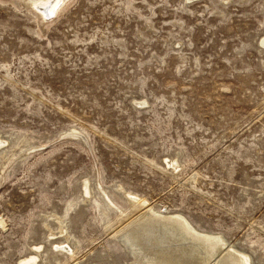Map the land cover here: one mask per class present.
I'll return each instance as SVG.
<instances>
[{
    "label": "rangeland",
    "instance_id": "rangeland-1",
    "mask_svg": "<svg viewBox=\"0 0 264 264\" xmlns=\"http://www.w3.org/2000/svg\"><path fill=\"white\" fill-rule=\"evenodd\" d=\"M49 2L0 0V264H192L146 212L264 264V0Z\"/></svg>",
    "mask_w": 264,
    "mask_h": 264
},
{
    "label": "bare ground",
    "instance_id": "bare-ground-1",
    "mask_svg": "<svg viewBox=\"0 0 264 264\" xmlns=\"http://www.w3.org/2000/svg\"><path fill=\"white\" fill-rule=\"evenodd\" d=\"M27 1L34 5L35 2H38L40 0ZM57 2L59 3L61 2V0L53 1L50 12H47V16L53 13V7ZM42 10L43 9H41V12ZM138 220H144L145 224H143L140 229H137L138 232H140L139 234L134 233V235H136L135 237H137V239L134 241H138L140 239L141 234L144 236L147 233H151L154 235L156 233H160L162 234V239L164 240V242L168 246L173 248L171 250L174 256H176L178 259H184V261H188L192 264H205L211 258H215L224 249L223 241L221 239H219L218 237L214 238L200 233H195L192 232V230L190 232L187 223L180 218H174L172 216H161L155 213L146 212L141 213L138 217ZM134 235L132 236L133 239H135ZM157 237L153 236L152 240L154 244H158L159 242L157 241L158 239H156ZM245 261L246 260L240 258L239 256L236 257L225 252L222 253L221 259L220 261H218V264H246ZM161 262L162 264H175L173 261L170 260H161ZM154 264L161 263L155 262Z\"/></svg>",
    "mask_w": 264,
    "mask_h": 264
},
{
    "label": "water",
    "instance_id": "water-1",
    "mask_svg": "<svg viewBox=\"0 0 264 264\" xmlns=\"http://www.w3.org/2000/svg\"><path fill=\"white\" fill-rule=\"evenodd\" d=\"M53 1H54V0H50L49 4H48L47 7L45 8L44 14L47 15V12H48V10H49L51 4L53 3ZM55 5H56V6H55ZM55 5H54V7H53V10L59 5V3L57 2ZM40 12H41V9H40ZM45 12H46V13H45ZM52 16H53V13H51L48 17H45V18L48 19V18H50V17H52Z\"/></svg>",
    "mask_w": 264,
    "mask_h": 264
}]
</instances>
